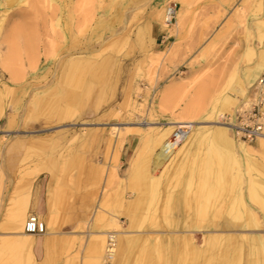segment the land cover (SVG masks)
I'll return each instance as SVG.
<instances>
[{
  "label": "rangeland",
  "instance_id": "rangeland-1",
  "mask_svg": "<svg viewBox=\"0 0 264 264\" xmlns=\"http://www.w3.org/2000/svg\"><path fill=\"white\" fill-rule=\"evenodd\" d=\"M169 1L0 0V89L7 90L0 91V264H32V249L17 244L23 237L16 236L12 214L21 213L20 197L29 200L26 217L33 213L32 184L41 173L52 183L49 229L77 206L85 228L91 222L96 225L92 231L118 230L109 264H228L232 258L231 264H250L246 240L231 255L222 249L223 241L210 242L197 233L193 244L198 248L193 249L184 237L167 230L205 227L216 213L245 222L249 209L255 215L253 227L259 230L253 228L251 234L264 236L262 207L247 200L254 178L264 180V145L246 143L244 152L203 138L183 152V142L173 163L153 162L154 168L149 138L172 122L196 121L188 136L200 128L212 129L217 120L211 115L223 113L219 120L227 123L229 114L252 100L264 71L258 67L264 53V0H176L174 21L166 26L163 10ZM17 26H24V34ZM11 31L13 40L7 44ZM23 35L38 41L36 63L50 60L54 76L69 52L73 61L80 60L76 56L87 42L89 74L97 63L105 67L81 86L76 71L67 82L61 77L53 83L48 75L15 83L26 85L27 92L22 91L10 85L9 78L19 74L27 53ZM154 35L158 48L152 46ZM44 68L24 66L33 73ZM253 68L259 72L250 83L247 75ZM71 82L80 88L67 93V108L64 88ZM129 140L132 148L127 150ZM210 146L228 158L220 177L219 158L207 152ZM240 197L246 201L244 210ZM126 200H131V210ZM125 212L133 213L130 226ZM119 225L139 231L123 236ZM105 237L107 233L91 236L96 245L85 248L82 264H104ZM84 242L75 237L69 241L65 235V264L80 262Z\"/></svg>",
  "mask_w": 264,
  "mask_h": 264
},
{
  "label": "crops",
  "instance_id": "crops-1",
  "mask_svg": "<svg viewBox=\"0 0 264 264\" xmlns=\"http://www.w3.org/2000/svg\"><path fill=\"white\" fill-rule=\"evenodd\" d=\"M21 32H23V30ZM137 33L138 32L135 33V36H137ZM11 34H12V31L10 33L8 32L6 34V43L7 44L10 43L9 41L12 42V40H13L10 37ZM22 34H24V32ZM64 35H66L65 31H64ZM30 38H31V41H28L26 36H24V35L22 36V40H23V42H21L23 44L22 49H26L27 53H26V55H23V63L21 66L22 68H21L19 74L11 75L12 79L9 78V80L11 79L10 82H12L10 85H13L15 87H21L22 91L24 90L25 92H27L28 89L27 90L23 89V87H25L26 85H16L15 83H18L21 81L22 82L23 81L28 82L29 79H31V80L36 79L37 81H40V79L45 78L48 75H52L51 79H53V83H56V81L58 79H60L61 77H65V80L67 82V79L72 78V76L74 75V73H76V71H78L81 74L80 75V80H81L80 86H81V84L85 81V79L88 82V80L92 74H94L98 70H101L102 68L105 67V64L97 63L98 66L96 67V69H94V71H92V73L89 74V71L87 69V65H89L88 57H90L91 53L89 51H87V49L91 50V48L88 46V44H87L88 42H87L85 44V46L83 47L82 51L80 52L79 56H76L80 60L73 61L75 59V56H72L69 52L67 54V57L64 60V65H63L61 72H59V74L54 76L49 71L50 67H51L50 60L43 61V59H40L36 63L37 55L40 54V47L37 45V44H39V43H37L38 41L34 42V40L31 36H30ZM64 38L66 41L67 40L66 36ZM152 38H153V41H152L153 48L160 47L161 44L158 43V39H159L158 35H156V36L154 35V36H152ZM63 47H64V45H63ZM27 64L30 67V69H34L36 67V65H41V66L46 67V68H44V70H42V71L39 70L37 73H33V71H29V70L25 72L24 66ZM52 65H55V62ZM3 75H5V74H3ZM258 79H259V77H258ZM80 86L78 87L72 83V86L68 87L66 84L65 87H67V89L64 88V92L67 96V99H66V107L67 108H69V106L71 104V102H70L71 96H69L68 94L69 93H71V94L75 93L77 91V89L80 88ZM84 90H86V89H84ZM0 91L3 93L7 90L2 89V87H1ZM38 92L35 93V95H38ZM154 138L155 137L149 138V146H152L150 148V150H151L150 162H151V165L155 168L156 166L153 163V143H154L153 139ZM199 139L200 138L194 139L191 141V143H188L186 149H184L183 152H186L187 149L189 148V146L194 142H198ZM208 140H209V143H211V144H215L217 142L214 139L213 140L208 139ZM222 142H224V141H222ZM234 142H235L234 145L236 146V141H234ZM216 144H218V143H216ZM219 144L224 145L225 147L228 146L227 143H219ZM184 146H185V144H184ZM183 147H181V148H183ZM130 148H132V143L129 140V146H127V150H129ZM181 148L179 150H181ZM207 152L211 156H212V154H216L218 156V158L223 157V154H221L220 148H217L215 146L214 147H211V146L208 147ZM220 169H221V167L219 165L216 173H221ZM42 170H43V168L41 167L39 169V173ZM205 170H204V172H206ZM204 172H203L202 179L205 178ZM201 181H202L201 183H203V180H201ZM51 190H52V183L49 179V175H46L44 173L39 174L32 184L31 200H30V204H29V209H31V211H33V213H36L37 215H39V217H41V215H42L45 219L44 221L46 222V224L48 221L47 219L49 217L48 214H49ZM20 200L22 202L21 203V211L23 213L21 212L19 215H20V217H22L24 219L26 217L25 207H26L27 203L29 202V200L27 199V197H22V198L20 197ZM126 203L128 206L127 209L131 210L133 207L131 200H128V201L126 200ZM123 215L128 220L129 226L132 225L133 220H134L133 213L132 212L131 213L125 212V213H123ZM115 218H116V215H115ZM83 223H84L83 212L81 211V209H79L76 206V208L74 207L71 210V213L68 217H66L65 219L59 220L56 223L55 229H49V227H48L45 233L40 234V235H34L35 244L32 248V255H33L32 264H65L64 259H63V254H62L63 240H64L65 235L67 237H69V241L73 237H75L77 239V241H80L83 238L85 239L84 247L81 250L80 262L76 263V264H82L81 260L84 257L85 248L87 246L95 247V245H96V242H95L96 240L91 239V236H102L106 233L108 234L111 232H117L116 230H114V231H110V230L92 231L94 228H96L95 224L90 222L87 225V227L85 228L83 226L84 225ZM225 223H226V220L222 217H219L216 213L215 216L212 217L208 221V223L206 224L205 227H201V228H197V229H200L201 231L202 230L207 231L206 233L200 232V234L203 236V238L205 240H208L210 242L221 241V238H220L221 234H219V232L222 230V227ZM119 226H121V225H119ZM172 227L173 226L169 227V229L167 230V234L174 235V234H172V232L174 231V229ZM121 231L127 232V234L125 236H129V235L135 234V232H137L139 230L125 229L121 226ZM217 231H218V234L216 233ZM248 233H249V235H252L251 234L252 232H248ZM157 234H160V232H157ZM230 238L231 237L228 238L229 241H230Z\"/></svg>",
  "mask_w": 264,
  "mask_h": 264
},
{
  "label": "bare ground",
  "instance_id": "bare-ground-1",
  "mask_svg": "<svg viewBox=\"0 0 264 264\" xmlns=\"http://www.w3.org/2000/svg\"><path fill=\"white\" fill-rule=\"evenodd\" d=\"M33 3H31V4H33ZM23 27L24 26H17V27H15V29H17V30L20 29L22 31L24 29ZM14 36H15V34L12 35V37H14ZM26 38H27L28 41H31L30 36H26ZM4 67H5V65H4ZM258 67L259 68H263L264 67V53H262V55H261V61L259 62ZM14 70H17V69L14 67ZM17 71H19V70H17ZM12 72H15V71H12ZM258 72H259V69H254L252 71H249L248 72V75H247V81H249L250 83L253 82V81H255L256 78H257V73ZM10 78H11V75H10ZM11 79H10V81H11ZM250 101H251V99L246 100L245 107L248 106V104L250 103ZM222 115L224 116L223 113H221L218 116L217 115L216 116L215 115H211V117L214 116L213 118L215 120H217L216 122H213L215 124L213 126V128L212 129H210L208 127L207 128H200V129L197 130V133L191 134L190 136H187L181 142V144L183 142H185V146H184V148L182 150L186 149L188 143H191V141L194 140V139H197V138H200V139L207 138V139H212V140L214 139L215 141H217L216 143H218V144L219 143H227L228 146L226 148H229V149H232V150H234L236 148H239V149H241L242 151L245 152L247 150V148H249L247 146L246 142H243L242 140H239L237 138L238 141H236V146L234 145V143H235L234 141L235 140H234V137H232V135L230 133V130H232V128H231L230 125L232 123H225V122L223 123V122H221L219 120V118ZM231 117L233 118V115H231ZM196 123L197 122L194 121V120L191 121V122H189V124H196ZM177 124H179V123L178 122H172V123H170V124H168V125H166L164 127L158 128L159 129L158 134L153 139L154 140V143H153V157H154L153 159H154V161L153 162L156 165H158V166H162V165H166V164H171L176 159V155H175L176 153H175V151H176V149H178L180 147L181 144L174 151H171L169 153H166L164 151V141L171 134V132L173 131V129L175 128V126ZM222 141H224V142H222ZM257 142L259 143L260 146L261 145H264V132H263V134L261 136H259L257 138ZM224 160L226 161V160H228V158L227 157H219V165L221 167L220 170H221V173L222 174L226 170V167H227V165H224ZM217 161H218V159H217ZM256 172H258V174L262 173V172H260L257 169H256ZM221 173H217L216 175H218L220 177ZM216 175H215V177H216ZM204 179L205 178L202 179L203 182H204ZM219 179L220 178H218L217 184H218V182H220ZM211 182H209V183H211ZM252 184L253 185H252V188H250V190H249V194H248V199L247 200L250 199L253 203H255V204L259 205L260 207H262L261 209L264 212V180L260 176L259 177H255L254 180H253V182H252ZM239 201H240V206H242V207H240L241 210H244V208L246 206L245 199L242 198V197H240ZM234 206H233V208H234ZM231 211H233V210H231ZM245 212H246V210H245ZM18 213L19 212H17V214ZM17 214L16 215H13L12 214V216H13L14 229L18 231V233H17L16 236L23 237V240H18L17 241L18 242L17 244L20 247L22 246V247H24L26 249H32L33 246H34V244H35L34 234L26 233V232L23 231L22 226H23V223H24V219L22 217H20V215H17ZM246 214L247 215L250 214L251 216H250V219H248V221H245V222H241V221H237V222L235 221L234 222V221H231L229 219L226 220V223L223 225L222 230L219 232V234H221V236H220L221 241H223V247H222V249L225 252L230 253L231 255H235L236 252L239 251V246L238 245H239L240 241L246 240V241H248V246H246L247 263L250 262V264H259V263L261 264V262L264 259V254H262L263 255V259L262 260L260 259V255L259 254H260L261 251H262V253H264V248L262 247V243L264 242V236L262 234H260V233H257V234H254V235L253 234L252 235H249L248 232H253L254 231L253 228H255V230H256V228H258V227H253V224H252L254 222L253 221L254 220V216H255L254 213H252L251 210L248 209ZM191 226H192V224H191ZM260 227H262V225H260L259 228ZM47 228H48V226H47ZM172 228L174 229V231L172 232V234H174V236H175V234H177V235H180V237H184L186 239V242L189 245H191L193 247V249H196V247L193 244V241L195 240V235L197 233H200V232H202V233L203 232L204 233L207 232V231H203V230L201 231L200 229H197V227H188V228H185V229H180V228H177L176 226H173ZM254 232H259V230H256ZM216 233L218 234V231ZM126 234H127V232H122L121 233V235H124V236ZM109 235H113L116 238V236L118 235V233L117 232L108 233L107 234V237ZM229 237H231L230 238V241L228 239ZM224 242H227V243L225 244ZM232 260L234 261V259L232 258L230 260V262ZM259 261H261V262H259ZM230 262L228 264L234 263V262H231V263ZM226 263H227V261H226Z\"/></svg>",
  "mask_w": 264,
  "mask_h": 264
},
{
  "label": "built area",
  "instance_id": "built-area-1",
  "mask_svg": "<svg viewBox=\"0 0 264 264\" xmlns=\"http://www.w3.org/2000/svg\"><path fill=\"white\" fill-rule=\"evenodd\" d=\"M177 9V1L170 0L163 10V24L169 26L173 23ZM252 100L247 107L238 108L229 114L225 120L232 123L230 126L236 138L248 144L257 141L263 134L264 127V71L260 73L259 79L254 86ZM191 125L179 123L164 141V151H174L181 142L189 135ZM22 229L26 233L40 235L46 232L47 224L36 213H29L23 223ZM116 252V238L109 235L104 248L103 263L109 264Z\"/></svg>",
  "mask_w": 264,
  "mask_h": 264
}]
</instances>
